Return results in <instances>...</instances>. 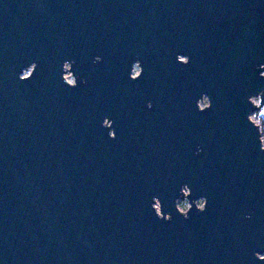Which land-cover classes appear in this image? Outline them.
Segmentation results:
<instances>
[{"label":"water","instance_id":"95a60500","mask_svg":"<svg viewBox=\"0 0 264 264\" xmlns=\"http://www.w3.org/2000/svg\"><path fill=\"white\" fill-rule=\"evenodd\" d=\"M255 111L264 0H0V264H264Z\"/></svg>","mask_w":264,"mask_h":264},{"label":"rangeland","instance_id":"374dc122","mask_svg":"<svg viewBox=\"0 0 264 264\" xmlns=\"http://www.w3.org/2000/svg\"><path fill=\"white\" fill-rule=\"evenodd\" d=\"M66 74H65V78L69 81V82H73V76L72 74L69 72V65H66ZM139 72V67H135L134 70V74H137ZM207 104V99L204 98L203 101L200 102L201 106H204ZM252 120L254 121H259L258 115L256 114L255 116H252ZM264 123V122H263ZM264 126V124H263ZM198 204L201 206L202 205V201H198ZM155 206L157 207V210L159 209V205L158 203L155 204ZM189 207L188 201L187 200H183V201H178V208L182 211L185 212L187 210V208Z\"/></svg>","mask_w":264,"mask_h":264},{"label":"built area","instance_id":"2783aa9c","mask_svg":"<svg viewBox=\"0 0 264 264\" xmlns=\"http://www.w3.org/2000/svg\"><path fill=\"white\" fill-rule=\"evenodd\" d=\"M252 101L255 105H258L259 104V97H254L252 98ZM258 115V118H259V121H254L252 120V116H255V115ZM250 119L259 126V130H260V133H261V142H262V145L264 147V126H263V122H264V113L260 112V111H255L254 113H252L250 115Z\"/></svg>","mask_w":264,"mask_h":264},{"label":"flooded vegetation","instance_id":"af4514ba","mask_svg":"<svg viewBox=\"0 0 264 264\" xmlns=\"http://www.w3.org/2000/svg\"><path fill=\"white\" fill-rule=\"evenodd\" d=\"M135 67H139V66L137 64L134 65L133 75H136V74H134Z\"/></svg>","mask_w":264,"mask_h":264}]
</instances>
